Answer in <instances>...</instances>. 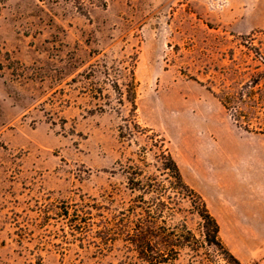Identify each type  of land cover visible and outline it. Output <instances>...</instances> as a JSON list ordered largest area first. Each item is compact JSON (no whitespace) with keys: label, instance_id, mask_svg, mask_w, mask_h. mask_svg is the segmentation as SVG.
<instances>
[{"label":"rangeland","instance_id":"obj_1","mask_svg":"<svg viewBox=\"0 0 264 264\" xmlns=\"http://www.w3.org/2000/svg\"><path fill=\"white\" fill-rule=\"evenodd\" d=\"M247 84L264 94V0H0V264H142L106 228L134 167L163 179L158 147L264 264V135L230 117Z\"/></svg>","mask_w":264,"mask_h":264},{"label":"trees","instance_id":"obj_2","mask_svg":"<svg viewBox=\"0 0 264 264\" xmlns=\"http://www.w3.org/2000/svg\"><path fill=\"white\" fill-rule=\"evenodd\" d=\"M7 68H10L9 64ZM133 70L131 65L130 81L126 85L127 101L131 107H134L136 88ZM253 87L250 84L243 86L235 97L248 107V114H230V117L238 128L264 135V94L253 92ZM221 103L228 111L225 102ZM249 117L260 126L259 131L249 130L247 121H241ZM154 161L153 167L161 172L163 179L145 176L138 166L131 168L127 189L133 197L129 206L119 212L112 219L111 226L106 228L108 235L105 241L120 239L142 264H172L184 251L190 252L193 264H213L208 259L211 251L220 256L223 264H241L223 245L217 221L202 197L185 184L170 154L158 147ZM184 204H187L186 208ZM182 213L198 217L197 234L188 228L184 218L176 219Z\"/></svg>","mask_w":264,"mask_h":264}]
</instances>
